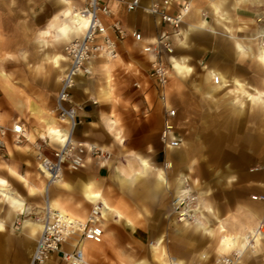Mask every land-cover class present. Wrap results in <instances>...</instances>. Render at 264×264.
Instances as JSON below:
<instances>
[{"label":"bare ground","instance_id":"bare-ground-1","mask_svg":"<svg viewBox=\"0 0 264 264\" xmlns=\"http://www.w3.org/2000/svg\"><path fill=\"white\" fill-rule=\"evenodd\" d=\"M261 0H206L208 7V21L205 17L201 16L199 12H196L193 18L187 17L189 20H185L186 28L185 33H181L182 41L180 46L184 49H191V36L188 32H207L212 35L214 39L211 42V46L214 47L216 36H220V49H224L223 53L219 57H226L229 52L232 53L237 66L243 68L244 63L247 64V69L251 73L252 82H245L240 78L233 70L231 73L228 70L219 71L215 69H205L203 87H195L194 93H197L201 101H217L224 100L223 97L232 96L230 99V105L238 113H242L245 108H249L250 114H257L264 116V25H261V19L259 14L254 19L242 20L236 12L240 9H246L250 5H259ZM2 3V2H0ZM57 10L48 18L46 24L37 30L34 43L39 52L41 53V64L34 68L35 72L50 68L45 74L46 77H50L56 73L57 81L61 77L64 70V63L66 59L63 52L59 47L66 44L73 37H77L81 34L84 27L83 22L76 26L73 22L71 15V9L73 2L70 0H55ZM13 7V6H12ZM12 7H8L9 9ZM112 8L116 11H122L119 4L115 1L112 3ZM200 14V15H199ZM247 29L248 33L239 37L237 34ZM218 30V31H217ZM54 51H48L49 47H57ZM212 47V48H213ZM216 53V50L214 51ZM189 58L187 56H180L178 59L172 60V68L175 77L185 80L188 78L193 69L188 65ZM107 69V66H103ZM191 69V71H188ZM92 72V71H91ZM60 74V75H57ZM174 77V76H173ZM217 79V82L214 80ZM12 78L6 72L0 70V88L6 93L9 101L13 105L14 110L23 111L26 110L30 115H40L42 110L38 104L32 100L14 101V98L20 99L22 97L23 88H12L14 84ZM109 84H104L102 93L108 94ZM23 86H27L23 84ZM221 98L219 99L218 97ZM221 103V102H220ZM245 103H248L246 106ZM218 107V104H217ZM222 106H220L221 108ZM225 107V105H224ZM54 120V119H53ZM53 120H41L43 126L39 129H35V132H29V137L37 135L44 138H48L52 146L58 145L66 137L65 133L58 132L57 123L53 124ZM56 122V121H55ZM30 139V138H29ZM115 139L122 145L123 139L119 133L115 135ZM31 142L34 141L30 140ZM166 162L162 167H156L147 158H143L137 155H130L125 160V163H118L117 165L109 163L110 177L115 182L117 187L130 197L141 196V193L145 192L149 196L156 197L162 192H168L171 195V201L174 202V206L178 205L183 196L188 193L185 189H182L183 185H187L188 181H194L190 185V192L196 196V203L193 208L194 222L188 223L186 220L183 223H176L173 230V235L178 239V244L174 249V255L172 256L168 250L163 246L164 236L163 234H156L153 241L149 242L148 249L150 252L151 261L144 260L138 262H132L130 264H173L183 263L186 264L183 257L190 255L189 249L184 246V242L190 243L194 237L198 236L200 240L204 238H210L214 240V252L217 257L228 256L231 252L244 253L251 249L258 250L261 245V241L257 240V236L253 237V247H246L247 234L252 232L254 228L249 229L246 233H241L246 227H242V224L235 226V221H227V217L219 219V213L215 210L211 201H206V197L210 195V191H200L196 186L198 182L192 178L194 174V165L188 164V160L192 156V147L188 143H182L178 148L165 149ZM175 159V160H174ZM174 160L175 162H173ZM7 171V175L16 178L19 183L22 184L23 189L26 192V197L34 196L33 188L29 182L23 177L18 175L10 166H4ZM254 169L251 171H256ZM167 172L174 175L173 183L171 184L167 178ZM199 175H202L199 173ZM214 177L228 179V182L236 181L229 175V172L223 173L221 171L214 172ZM52 188L64 192H72L73 187L63 180L54 182L53 184H47L43 186L42 193L45 197V201L49 204L50 208L55 211H59L62 214L69 217L85 221L84 214H80V205L72 207L67 201L59 199V197H52L50 191ZM78 193L82 196L84 201L88 204L100 205V211L102 216L101 225L104 230V235L110 246L116 242V236L114 232L106 230V226L111 223L122 222L124 229H128L129 232H133L134 229L139 227V223L125 214L119 212L112 204L109 197L99 188L92 179L82 180L77 187ZM198 190V191H197ZM172 191V192H171ZM189 196V195H188ZM252 200V198H250ZM256 201V200H252ZM0 202L4 203L8 208L7 218H13L16 214H25V217L29 215V209L26 206V198L15 191L8 181L4 178H0ZM186 208L190 210L191 204L188 202ZM247 215L252 221L261 222L264 221V205L257 209L246 208ZM170 216H175L171 214ZM260 220V221H259ZM42 229V224L39 221H31L29 218H25L23 221V231L27 239L36 240ZM240 230V231H239ZM5 231L4 222L0 220V232ZM193 244V243H192ZM101 247L92 244L85 243L83 251L85 256H89L91 259H95V255L102 252ZM200 260L206 258L205 253L202 252L197 255ZM264 258V256H263ZM127 264V263H123ZM242 264V262H240Z\"/></svg>","mask_w":264,"mask_h":264},{"label":"rangeland","instance_id":"rangeland-1","mask_svg":"<svg viewBox=\"0 0 264 264\" xmlns=\"http://www.w3.org/2000/svg\"><path fill=\"white\" fill-rule=\"evenodd\" d=\"M43 2L37 0H21L20 4L17 6L19 11L26 13L27 11L34 10L38 12V16L31 21V28H29L28 33H36L37 30L41 29L44 24H46L48 18L53 14V10L50 6L46 5L42 8ZM44 7V6H43ZM5 10V7L0 3V11ZM23 13V14H24ZM25 15V14H24ZM207 20L210 21V18ZM25 19V17L23 16ZM140 18V17H139ZM27 19V18H26ZM245 20V19H244ZM150 30L152 29L149 28ZM218 31V30H217ZM190 34L191 49H184L179 46L175 50V58L178 59L180 56H187L189 58L188 65L193 69L191 75L185 80L175 77L174 73H171V77L168 85L166 86V95L169 104L176 110V134L180 139V146L182 143L190 144L191 139H197V148L192 150L193 154L187 161L188 164L194 165V178L198 185L200 191H210V195L206 197V201H211L214 205L215 210L219 213V219H224L227 217V221L232 219L235 221V226L246 227L241 233H246L249 229L254 228L258 222L252 221V219L247 215V211L242 209V199L250 198V196L261 197L260 200L264 203V116H259L257 114H250L249 108H245L241 113V116H235L236 122V132L233 134V141L231 142L233 146L237 147L236 150H228L226 153L223 150L216 151V155H230L237 157H253L249 162H235L233 164H197L195 158H205L208 156L207 150L203 149V146L208 147L214 144L215 136L218 135L220 130V123L218 118H214L213 123L210 127H207V121L209 120V114L218 115L217 111L222 109H227L236 115V111L230 105V99L232 96L223 97L224 100L220 101H201L197 93H194V86L199 88L203 87L205 84L204 74L205 69H215L219 70L220 67L228 65V63H235V59L231 52L224 57H219L223 53L224 49H220V36H216L214 47L211 46V42L214 40L212 35L201 31V32H188ZM248 33L247 29H243L237 35L243 37ZM33 49H38L35 46H31ZM213 47V48H212ZM62 47H60L61 50ZM216 50V53L214 52ZM49 51V50H48ZM36 54V53H35ZM39 55L41 53L39 52ZM0 58V70L6 72L7 74H12L14 72L18 73L19 76L26 75L28 70H15L13 71L9 67L6 68L5 64L8 60ZM231 64V65H232ZM233 66V65H232ZM238 67V71L245 77L243 80L245 82H252L251 73L247 69V64L244 63L243 68ZM50 68H45L40 72L31 71L33 73V83L30 87H24L22 91V97L17 98L16 101L24 102L25 100H36L40 105L49 106L58 91L59 81H57L56 73L52 74L49 78L46 77ZM30 73V72H29ZM35 75V76H34ZM60 75V74H57ZM12 76V75H10ZM174 76V77H173ZM13 79V77H11ZM15 78V77H14ZM14 86L19 87V83ZM13 87L12 88H16ZM40 89V90H39ZM41 91L39 93V91ZM39 95V99H34L33 96ZM193 97V98H192ZM195 97V98H194ZM219 99L221 98L218 97ZM221 102V103H220ZM218 104V107H217ZM246 106L248 103H245ZM225 105V107H224ZM160 106V115L163 118V107ZM220 106H222L220 108ZM188 107H194L197 110L195 117L192 119L194 121V132L188 128L189 121L191 120L187 115L186 111ZM211 110H217L215 113ZM27 113L26 110L18 111L14 110L11 114L15 113ZM26 114V115H27ZM29 115V114H28ZM238 115V114H237ZM211 116V115H210ZM53 120V117H51ZM54 121V120H53ZM39 122V121H38ZM163 122V119H162ZM54 121V125H55ZM151 130L154 128L153 123L150 124ZM204 127V129L202 128ZM159 136V135H158ZM30 138V140L36 139ZM105 139V138H104ZM222 144L219 143V146ZM153 148L147 150H133V149H111V151L104 149L108 152H112V158L108 163H113L114 165L118 163H125V160L130 155H137L149 159L150 162L156 167H162L159 162L163 163L164 158L166 162L165 149L162 145L160 139L155 136L152 142ZM114 155V156H113ZM194 158V161H191ZM5 162L9 160V157L3 158ZM155 160H157L155 162ZM175 160V159H174ZM172 160L173 162H175ZM161 163V164H162ZM0 174L5 176L6 181L10 186L17 191L19 194L26 198V206L29 209L28 217L25 214H16L13 218H7L8 208L7 206L0 202V220L4 222L5 231L0 232V264H28L30 255L35 245L34 240L27 239L23 231V221L25 218H29L31 221H37L36 217L39 214L38 211L43 207L45 197L43 196L42 189L45 185V180H28L30 186L33 188L34 196L26 197V192L16 179L6 176V169H4L5 164L1 163ZM258 169L256 171H251ZM221 171L223 173L229 172V175L236 181L228 182L226 178H220L219 176L214 177V172ZM201 173L202 175H199ZM109 172L104 178L97 179V184H99L100 190H102L111 200L112 204L116 209L125 214L128 217L135 219L139 224V227L134 229L133 232H129L128 229H124L122 222L111 223L106 226V230L114 232L116 236V242L114 245L110 246L107 239L103 237L102 243L99 244L102 252L95 255V259H91L89 256H85L89 264H130L132 262H138L141 260L150 262V252L148 249L149 242L153 241L156 234H163L164 242L163 246L168 250V252L174 255V249L178 244V239L173 235L174 226L177 222L173 216H170V199L171 195L168 192H162V198L157 200L155 197L149 196L145 192L141 193V196L130 197L125 195L115 184V182L110 177ZM257 177V180H253L250 177ZM168 181L172 184L174 180V175L167 172ZM194 181H188V184H193ZM198 191V190H197ZM172 192V191H171ZM160 195V194H159ZM225 197L224 203L219 205V202ZM158 201V202H157ZM91 209V206L87 207L85 210V215ZM225 209V210H224ZM225 211V212H224ZM154 220L159 223L154 224ZM264 220V219H263ZM260 221V220H259ZM240 231V230H239ZM193 243V244H192ZM184 246L189 249L190 255L183 257L182 260L186 264H213L219 257L214 252V240L210 238H204L200 240L198 236L194 237L189 243L184 242ZM204 252L206 258L200 260L197 257L198 254ZM264 241L261 242L260 248L255 251H246L243 253L242 264H264ZM151 264H156L151 262Z\"/></svg>","mask_w":264,"mask_h":264},{"label":"built area","instance_id":"built-area-1","mask_svg":"<svg viewBox=\"0 0 264 264\" xmlns=\"http://www.w3.org/2000/svg\"><path fill=\"white\" fill-rule=\"evenodd\" d=\"M115 1L124 14L140 11L145 17L152 18L151 33L159 34L146 39L136 26H125L118 18L119 11L115 12L112 8ZM79 2L81 3L79 7H72L71 15L76 26L83 22L84 29L79 36L73 37L63 46L65 68L59 78L55 108L51 111L58 132L66 134L64 141L52 146L48 138L37 137L31 142L26 124L20 120H12L8 125L0 126V155L3 158L9 157V147L20 149L28 146L34 154L37 170L47 184L62 180L65 171L73 173L83 169L88 159L102 162L111 160L112 154L102 147L73 139L78 124L79 107L72 102V91L79 76L92 74V61L116 59L118 44L126 38L139 45L141 55L148 58L146 77L156 87L158 100L163 107L161 143L166 149L180 147L175 125L177 113L169 104L166 86L173 71L172 60L176 59L175 50L182 41L181 33L186 31L184 25L191 11L190 0H79ZM201 16L205 17V14L201 13ZM259 18L260 24L264 25V14H260ZM214 81L217 82V79ZM134 87L138 88V85L135 84ZM182 189H186L188 193L177 206L171 201V214L175 216L177 223H183L184 220L193 223L192 213L196 196L190 192L188 183L183 185ZM251 198L262 199L255 196ZM188 202L191 204L190 210L186 208ZM38 213L36 220H40L42 229L35 241L28 264H89L83 251L84 244L89 242L99 245L104 235L100 205L91 204L85 221L52 210L46 201ZM254 236H257V240L264 241V221L257 223L253 231L248 232L247 248L253 247ZM242 260L243 253L231 252L228 256L219 257L213 264H240Z\"/></svg>","mask_w":264,"mask_h":264},{"label":"crops","instance_id":"crops-1","mask_svg":"<svg viewBox=\"0 0 264 264\" xmlns=\"http://www.w3.org/2000/svg\"><path fill=\"white\" fill-rule=\"evenodd\" d=\"M20 1L21 0L0 1L2 2L1 5L5 7L4 11H0V58L4 56L3 59L8 60L5 67H9L13 71L18 69L28 70L23 77L22 75L19 76L16 72L10 74L12 75L11 77H13L12 81L17 82V84L19 83V88L22 89L32 85L34 77L31 71L38 67L42 60L41 55H39V49L37 52V50L31 47L35 46L34 40L37 33H28V29L31 28V21L38 16L40 9L39 11L34 12V10H32V12L27 11L24 13L19 11L17 7ZM37 1L44 3L42 4L44 7L41 6L42 8H45V6L49 4L48 6L53 10V13L57 10L55 0ZM72 2V6L74 7H79L81 5L79 0H72ZM190 2L191 11L188 16L189 19L193 18L196 12L200 14L204 13L207 19L206 14L208 13V7L206 5V0H190ZM8 7L12 8L9 9ZM257 14H264V0H261L260 4L257 6L250 5L246 9H240L236 12V15L242 20L254 19ZM118 18L127 27L136 26L143 32V37L146 39H150L154 35L159 34L151 33L153 28L151 30L149 28L153 26V19L145 17L140 11L134 14H124L122 11H119ZM189 19L187 18V20ZM63 46L64 45L61 46V52H63ZM56 48H58V46L54 47V49L53 47H49L48 50L51 52ZM228 64L229 66L224 65L220 67L219 71L228 70V72L231 73L234 70L240 78L243 79L245 77L238 71V67L235 68L234 63ZM104 65L107 66V69L103 68ZM91 68L92 74L90 76H79L76 80L75 88L72 91V102L79 107L77 113L78 124L75 127L73 139L79 142L93 143L109 151H111V149L147 150L153 148L152 142L154 137L156 136L157 139H160L163 118L159 111L160 101L158 100L156 87L146 77L148 71V58L141 55L140 46L135 44L130 38H126L122 43L118 44V57L116 59L112 61L96 59L92 61ZM23 84L27 86H23ZM104 84H109L107 95L102 93ZM135 84L138 85V88L134 87ZM13 87L16 86L13 85ZM40 92L41 91H39V93ZM56 95L49 106L40 105L36 100H33L42 110L40 115H30L29 113L28 115L26 112H17L12 115L11 113L14 111L13 105L9 101L6 93L0 88V126L8 125L12 120H20L26 124L29 132L31 131V133H34L35 129H39L43 126L41 120H51V111L55 108ZM38 97L39 95L33 96V98L37 100L39 99ZM14 101H16V98H14L13 102ZM216 111L211 110L213 113ZM196 112L197 110H195L194 107H188L186 111V115L191 119L188 128L193 132L194 129H197L192 120ZM217 112V116L216 113L209 114L210 118L206 124L207 127H210L215 123L213 119L218 118L220 120V130L218 131V135L215 136L213 145L208 147L203 146V149L209 151L208 156L205 158H195L197 164L226 165L241 161L250 162L253 158L251 156L244 158L226 155V151L237 149V147L233 146L231 143L237 127L235 119L233 118H235V116L240 117L241 113L236 112V115H233L231 111L222 108ZM151 122L154 126L152 130L150 128ZM202 128L204 129L203 126ZM117 133H119L123 139L122 145L115 139ZM219 143H223V145L219 146ZM190 145L194 151L198 145L197 139L195 140L192 137ZM218 150H223L226 154L222 156L216 155V151ZM8 155L9 160L7 162L2 160L3 157L0 155V164L4 163L5 166H10L18 175L27 181H44V178L37 170L34 154L28 146L20 149L9 147ZM156 161L157 160H155V162ZM163 161V163L161 162L162 164L159 162V165L165 164V158ZM191 161H194V158H192ZM108 164V162L88 159L83 169L73 173L65 171L62 180L73 187V191L64 192L52 188L49 196H51V198L59 197V199L70 203L72 207L80 205V210L78 212L85 215V210H87V207L91 206V204L86 203L78 193V184L82 180L88 178L97 183L98 178L102 179L109 173ZM6 176H8L7 171ZM0 178L6 179L5 176L1 174ZM250 179L254 182L257 180V177L253 176L250 177ZM251 197L253 196H250V198ZM156 198L159 200L162 198V195L160 194L156 196L155 199ZM250 198L242 199V209L248 211L246 208L257 209L264 205L260 200L257 199L256 201H252ZM224 201L225 197L223 198V202L222 200L219 202V205L224 203ZM88 213L89 211L85 216H87ZM158 223L157 220H154V224Z\"/></svg>","mask_w":264,"mask_h":264},{"label":"clouds","instance_id":"clouds-1","mask_svg":"<svg viewBox=\"0 0 264 264\" xmlns=\"http://www.w3.org/2000/svg\"><path fill=\"white\" fill-rule=\"evenodd\" d=\"M188 71H191V69H189ZM41 139H44L43 135L40 137Z\"/></svg>","mask_w":264,"mask_h":264}]
</instances>
